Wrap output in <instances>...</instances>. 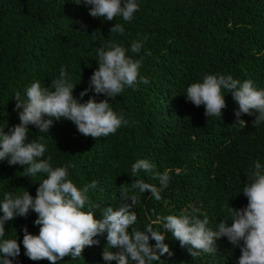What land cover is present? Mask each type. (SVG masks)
<instances>
[{"label":"trees","instance_id":"trees-1","mask_svg":"<svg viewBox=\"0 0 264 264\" xmlns=\"http://www.w3.org/2000/svg\"><path fill=\"white\" fill-rule=\"evenodd\" d=\"M138 3L133 19L125 22L120 16L113 21L90 17V6L82 0H0V127L6 122L7 132L19 123L18 111L13 110L15 92L26 99L25 90L33 82L50 87L61 66L75 86L74 98L79 99L98 67L96 50L118 43L129 49L128 56L142 58L139 73L149 80L135 88L125 87L109 101L128 124L115 134L94 139L81 135L71 121L54 120L46 134L29 125L26 142L43 137L47 149L43 158L51 156L53 168L75 164L69 168L68 178L78 188L97 182L88 193L93 205H99L93 209L96 219L102 218L101 209L118 208L121 185L130 188L135 179H142L161 187L150 172L132 175V164L147 159L156 172L169 170L170 180L159 201L148 192L139 194L134 206L137 221L132 227L144 230L158 217L189 214L199 219L206 216L208 227L215 231L221 221L231 223L228 204L235 209L247 205L243 186L255 161L264 166V122L253 127L255 116L242 115L246 127L236 124L238 105L227 92L222 116L206 117L203 105L196 107L186 101V89L191 83L202 82L204 74L217 73L230 74L241 82L251 80L258 90L264 89V0ZM78 22L86 25V30ZM117 23L124 27L123 35L110 33ZM138 39L143 40V48L135 54L130 49ZM103 99V95L97 96V102ZM46 178L42 173L28 176L23 166L0 161V202L5 193L16 195L25 190L35 197L39 183ZM83 210L88 211V206ZM36 218L30 211L27 217L5 223V236L0 239H17L20 245L13 264H50L24 255L22 229L27 227L30 234L38 235ZM152 226L162 231L172 252L153 264H238L239 247H233L227 238L216 241L217 252H202L193 259L187 248L180 247L164 230L163 222ZM94 239L99 244L86 246L81 257L66 256L57 264H105L106 233ZM150 243L155 245V241Z\"/></svg>","mask_w":264,"mask_h":264},{"label":"clouds","instance_id":"clouds-1","mask_svg":"<svg viewBox=\"0 0 264 264\" xmlns=\"http://www.w3.org/2000/svg\"><path fill=\"white\" fill-rule=\"evenodd\" d=\"M80 2L76 0V3ZM82 2L90 6V17H102L107 21L120 16L123 21L130 22L139 10L138 0H123V3L122 0ZM78 23L86 30V25ZM109 31L123 35L125 29L117 23ZM142 48L143 40L138 39L132 42L130 50L139 54ZM128 51L118 43L98 48V67L89 78L88 87L79 93V99L73 96L75 86L69 82L64 66H61L59 77L51 82L50 87L42 86L39 81L33 82L25 90L26 99H22L18 91L15 92L13 110L18 111L19 123L8 128L7 132L4 130L6 122L0 127V161H7L9 166H23L28 176L42 173L47 178L39 183L35 197L26 190L16 195L4 194L0 202V212L3 213L0 216V238L5 236L6 222L16 217H27L31 211L37 216L34 225L39 226V234L32 235L27 227L23 228L22 244L24 255L32 261L46 259L50 264H57L66 256L73 259L81 257L86 246L99 244L95 237L106 233L107 244L102 252L105 264L113 261L115 264H153V261H160V256L172 255L164 243L162 231L154 230L152 226L163 222L164 230L179 241L180 247L187 248L193 259L202 252H217L216 241L224 237L233 247H239L238 264H264V166L258 160L254 162L248 182L243 186L246 207L235 209L227 205L230 224L221 221L214 231L208 227L206 216L199 219L182 214L158 217L144 230H139L132 227L137 221L134 206L139 202V194L148 192L155 200H161L160 192L170 180L169 170L159 173L147 159L136 160L131 166L132 175L135 177L141 171L150 172L154 179L159 180L161 187L145 183L142 179H135L130 188L121 185L118 208L105 207L101 209L102 218L96 219L93 209H99V205H93L88 193L97 187V182L78 188L68 178L69 168H74L75 164L53 168L52 157L43 158L47 150L43 137L26 142L29 125L46 134L54 120L71 121L81 135L94 139L115 134L127 125L123 113L114 112L109 101L121 94L125 87L135 88L137 83H149L148 78L141 77L139 73L142 58L133 59L127 55ZM90 92L92 95L88 100L81 102ZM225 92L230 93L238 105V111L234 113L236 124L246 127V122L240 119L242 115L255 116L253 127L264 122V89L258 90L251 80L241 82L230 74H204L202 82L191 83L187 87L185 98L196 107L203 105L206 117L220 118L222 109L226 107ZM99 95L105 99L97 102ZM86 205L88 211L83 210ZM150 241H155V245ZM19 255L17 239H0V264H13Z\"/></svg>","mask_w":264,"mask_h":264}]
</instances>
